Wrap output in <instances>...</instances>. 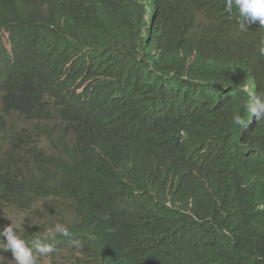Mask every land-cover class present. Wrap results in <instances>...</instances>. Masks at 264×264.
I'll return each mask as SVG.
<instances>
[{"label": "trees", "instance_id": "obj_1", "mask_svg": "<svg viewBox=\"0 0 264 264\" xmlns=\"http://www.w3.org/2000/svg\"><path fill=\"white\" fill-rule=\"evenodd\" d=\"M225 3L0 0V190L23 173L4 194L67 227L44 258L264 264V131L233 122L261 120L229 56L264 26Z\"/></svg>", "mask_w": 264, "mask_h": 264}, {"label": "clouds", "instance_id": "obj_2", "mask_svg": "<svg viewBox=\"0 0 264 264\" xmlns=\"http://www.w3.org/2000/svg\"><path fill=\"white\" fill-rule=\"evenodd\" d=\"M225 5L229 11L232 8H237L241 18L252 22L258 20L259 24L264 26V0H226ZM246 30L247 26L245 23L240 22V31ZM238 43L237 39L231 46L234 48L229 56H236L230 62L235 67L241 69V78L247 79L246 90L248 91V100L244 103L243 107L247 113L252 117L255 116L261 122H257L256 124L250 123V120H246L240 114H234L233 122L235 125L245 129L244 132L258 136L262 130L264 131V94L258 95L254 92L253 87L255 82L251 81L250 75L257 76V73L264 74V48L258 51L248 44V47L245 49L241 47V43ZM32 123L33 121L30 123L31 126ZM62 139H68V136L66 135ZM69 142V140L64 141L65 144L70 145ZM141 144L133 141H127L126 143L127 150H130L128 152L129 161H132L133 164L146 161L144 150L139 147ZM22 174L6 177V179L13 181L9 183L10 188L27 179ZM10 188L4 187L0 190V250L7 251L5 256L0 255V264H53L49 256L47 258L43 256L53 253L54 248L49 241L54 240L57 234L65 237L69 236L67 227L63 224L55 223L53 229H45L43 227L44 218L42 216L41 203L33 202L26 207L17 204L15 197L18 196V192L9 196L4 194V191H8ZM41 228H44L43 233H39ZM35 233L39 237L29 241ZM125 254L128 258L131 257V252L125 251Z\"/></svg>", "mask_w": 264, "mask_h": 264}]
</instances>
